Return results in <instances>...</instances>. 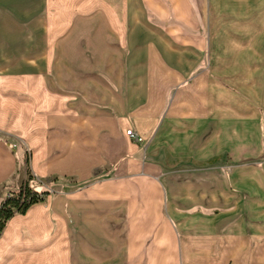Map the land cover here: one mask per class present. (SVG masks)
Returning a JSON list of instances; mask_svg holds the SVG:
<instances>
[{
    "label": "crops",
    "instance_id": "crops-1",
    "mask_svg": "<svg viewBox=\"0 0 264 264\" xmlns=\"http://www.w3.org/2000/svg\"><path fill=\"white\" fill-rule=\"evenodd\" d=\"M201 2L195 34L151 21L148 11L170 22L159 0H0V88H10L0 94V205L3 188L28 178V159L43 184L79 183L7 221L0 264H84L71 232L88 229L96 264H115L109 231H171L164 214L175 220L180 178H208L218 192L230 161L258 162L251 178L243 168L242 193L264 205V0ZM257 204L241 230L261 231Z\"/></svg>",
    "mask_w": 264,
    "mask_h": 264
},
{
    "label": "rangeland",
    "instance_id": "rangeland-1",
    "mask_svg": "<svg viewBox=\"0 0 264 264\" xmlns=\"http://www.w3.org/2000/svg\"><path fill=\"white\" fill-rule=\"evenodd\" d=\"M159 1L165 5L169 13L167 21L171 23H165L148 11L151 21L163 27L177 25L182 31H190V33L204 32L205 11L201 0H180V11L170 0ZM134 2L136 4L137 0ZM189 5L196 9L194 20L199 23L200 28L198 25L187 23L185 16H189ZM178 14L182 18H179ZM208 60L209 58H206L207 63ZM7 90L10 88H0V94ZM5 105L7 104L4 102V97L0 96V107ZM40 109H42L40 105L36 104V110ZM253 165L259 164L253 160L230 161L225 168L229 178H217L218 182L213 185H218V192L213 193L208 190L209 184L206 181L208 178H180L182 189L180 198L176 199L178 203L175 208V220L169 214H164L166 219H170L173 223V229L170 231L164 224H159L158 228L154 229L151 223L145 222L139 225L135 223L134 226L137 228L132 231L125 229L109 231L108 235L118 241L116 243L118 246L115 247L116 255L121 251L122 260L115 264H254L253 257L259 258L260 264H264V205L259 204L263 200H253L249 195L242 193V185L248 179L246 176L250 178L252 176ZM243 168L250 170L245 176L241 173ZM29 169L31 170L30 163ZM220 179L223 182H220ZM36 180L42 184V188L49 189L51 193L62 190L64 186L66 188L79 186L74 177L50 178L44 184L38 178ZM222 185L223 190L219 191ZM18 186L3 188L2 200L12 188ZM248 188L251 190L252 184H249ZM171 201L172 199H165L166 209ZM253 202L260 206L255 210L261 211L262 221L261 231L255 234L251 229L248 231L240 229L242 223L252 224ZM91 226L92 224L90 228ZM93 226L96 227V224ZM71 234L76 238L74 240L79 244V248L84 245L86 256L84 264H96V230L75 231ZM129 236L133 239L126 260L123 253L124 242ZM139 238H144L142 245L138 242ZM240 256L242 257L239 258Z\"/></svg>",
    "mask_w": 264,
    "mask_h": 264
},
{
    "label": "trees",
    "instance_id": "trees-1",
    "mask_svg": "<svg viewBox=\"0 0 264 264\" xmlns=\"http://www.w3.org/2000/svg\"><path fill=\"white\" fill-rule=\"evenodd\" d=\"M28 178L18 187L12 188L0 205V236L7 221L16 214H24L34 204L43 202L51 193L42 188L29 169V160H26ZM57 180V179H55Z\"/></svg>",
    "mask_w": 264,
    "mask_h": 264
},
{
    "label": "built area",
    "instance_id": "built-area-1",
    "mask_svg": "<svg viewBox=\"0 0 264 264\" xmlns=\"http://www.w3.org/2000/svg\"><path fill=\"white\" fill-rule=\"evenodd\" d=\"M126 133L138 142H141L143 140V138L139 136L133 129H128Z\"/></svg>",
    "mask_w": 264,
    "mask_h": 264
}]
</instances>
